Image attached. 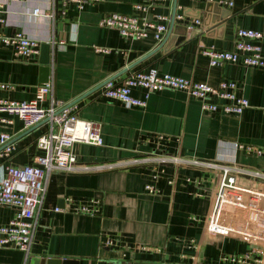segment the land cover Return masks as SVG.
I'll use <instances>...</instances> for the list:
<instances>
[{"label":"crops","instance_id":"crops-1","mask_svg":"<svg viewBox=\"0 0 264 264\" xmlns=\"http://www.w3.org/2000/svg\"><path fill=\"white\" fill-rule=\"evenodd\" d=\"M139 1L105 0L84 10L70 7L63 14L57 0H0V17L5 20V24L0 22L1 32L22 31L51 44L54 88L41 104L49 106L52 98L77 101L74 110L78 115L101 129L103 145L75 143L78 161L125 165L155 153L264 170V152H248L234 145L264 151V69L232 62L213 66L203 53L205 47L233 50L237 29L249 28L263 33L264 55V0H225L233 5L220 0L158 3L148 17L168 16L169 29L175 20L173 43H179L170 47L168 39L162 48L163 42L153 35L129 39L100 25L107 14L134 13ZM36 7L42 10L40 16L32 15ZM96 47L112 51L102 53ZM41 67L40 55L19 57L13 47L0 43V82L13 86L0 89V96L33 99L43 83ZM152 67L161 74L212 85L235 80L250 106L240 115L210 112L185 91L167 89L151 93L146 107L129 108L103 96L102 87L90 93L118 73L124 71L117 77L121 79ZM133 93L143 98L145 90L136 88ZM2 116L12 119V123H0V130L12 136L13 150L6 155L0 147V179L7 166L29 165L44 154L38 139L48 129L46 122L25 129L18 117ZM217 179L218 172L212 168L173 162L51 172L35 216L29 252L0 245V264H45L50 258L69 260V264H225L224 256L241 255L254 246L264 249L262 196L239 193L235 199L239 203L222 208L219 223L232 229L229 234L207 229ZM148 184L157 192L148 191ZM238 184L264 194L263 182L239 176ZM84 205L98 212L84 213L80 210ZM16 210L0 208V224H7ZM257 264H264V256Z\"/></svg>","mask_w":264,"mask_h":264},{"label":"built area","instance_id":"built-area-1","mask_svg":"<svg viewBox=\"0 0 264 264\" xmlns=\"http://www.w3.org/2000/svg\"><path fill=\"white\" fill-rule=\"evenodd\" d=\"M18 2L21 0H9ZM105 0H57L63 14L70 7L84 10L89 6L98 5ZM166 0H140L134 4V13H111L105 15L100 25L116 29L129 39H142L153 35L156 41L164 42L168 33L169 17L155 14L153 18L148 14L158 3ZM224 5H233L232 1L220 0ZM2 3H0V7ZM42 10L36 7L32 15L40 16ZM0 22L5 20L0 17ZM261 31L249 28H238L236 32L235 48L233 50H217L214 47L203 48V53L210 59L213 66H221L227 62L241 63L246 67L264 69V55L261 40ZM0 43L11 46L17 56L23 58L39 57L43 41L25 32L17 31L5 34L0 31ZM96 51L110 53L109 47H96ZM10 83L0 82V89L12 88ZM54 88V77L50 76L47 82L38 85L36 95L30 100H11L0 96V123H12V119L2 116L7 114L18 117L25 129H31L46 122L47 131L38 139V146L44 151L43 155L35 157L34 162L25 166L9 165L6 175L0 179V208L4 206L15 207V216L7 223L0 224V245H14L22 251L29 252L35 229V216L43 203L46 192L47 177L51 172L64 173L94 172L121 166L149 164V163H185L193 166L212 168L218 172V184L215 205L209 216L207 229L228 233L232 230L219 223L221 210L224 206L239 203L235 199L239 193L247 192L264 197L263 193L253 191L238 184V177L245 176L249 179L264 183V170L243 167L237 164H227L219 161H205L198 158L179 157L171 155L149 154L136 157L123 162L102 163L97 165L83 164L78 161L74 152L77 142L101 146L104 139L100 127L93 121L82 119L76 109V103H66L52 98L49 106L41 103L47 99ZM145 90L143 98L134 95L133 90ZM181 90L190 96L199 99L202 107L210 112L225 114H242L249 106V99L238 92V83L235 80H222L217 85L194 81L182 76L161 74L159 69L152 67L148 70L131 72L124 78L107 80L102 87V95L108 99L123 103L126 107H146L151 93L162 90ZM12 136L0 130V147L2 152L10 155L13 150ZM236 148L248 152L262 154L264 151L251 145L234 144ZM152 193L157 192L154 185H146ZM56 210H59L57 208ZM84 213L96 214L97 209L84 205L80 208ZM111 242V241H109ZM264 256V249L254 246L249 252L241 255L224 256L225 264H257Z\"/></svg>","mask_w":264,"mask_h":264},{"label":"water","instance_id":"water-1","mask_svg":"<svg viewBox=\"0 0 264 264\" xmlns=\"http://www.w3.org/2000/svg\"><path fill=\"white\" fill-rule=\"evenodd\" d=\"M174 21L175 20H173V23L171 25V28L169 29L167 37H166L165 41L162 43V45L160 46V48L164 47L167 44L168 39H169V41H168L169 43L167 45L170 46V47L174 46L175 44H177V45L179 44V43H173V40L175 39V34H176V33H174V27H175ZM176 28H181V27L177 26ZM184 29L186 31L187 27H184ZM182 40L183 39H181V41ZM181 41H179V42H181ZM50 53H51V44L42 43V45H41V54H40V62L42 63V67H41V81L42 82H47L49 80V76H50V72H51V70H50L51 54ZM151 55H153V53L148 55L147 57H149ZM123 72H121V73H123ZM121 73H118L115 77H113L111 79H114V78L118 77L119 75H121ZM106 82L102 83L101 85H99L98 87L93 89L90 93H92V92L98 90L99 88L103 87L106 84ZM69 263H70L69 260L50 258V259H48L46 261L45 264H69Z\"/></svg>","mask_w":264,"mask_h":264}]
</instances>
